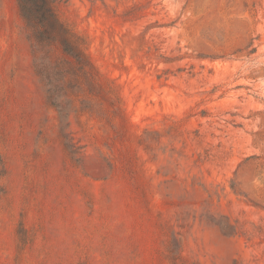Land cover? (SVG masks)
Masks as SVG:
<instances>
[{
  "label": "rangeland",
  "instance_id": "obj_1",
  "mask_svg": "<svg viewBox=\"0 0 264 264\" xmlns=\"http://www.w3.org/2000/svg\"><path fill=\"white\" fill-rule=\"evenodd\" d=\"M54 11L84 68L0 0V264H264V0Z\"/></svg>",
  "mask_w": 264,
  "mask_h": 264
},
{
  "label": "trees",
  "instance_id": "obj_2",
  "mask_svg": "<svg viewBox=\"0 0 264 264\" xmlns=\"http://www.w3.org/2000/svg\"><path fill=\"white\" fill-rule=\"evenodd\" d=\"M56 1L17 0L19 14L29 31L31 41L44 47L58 45L64 55L84 68L89 65V61L73 43L69 31L58 19L54 11Z\"/></svg>",
  "mask_w": 264,
  "mask_h": 264
}]
</instances>
